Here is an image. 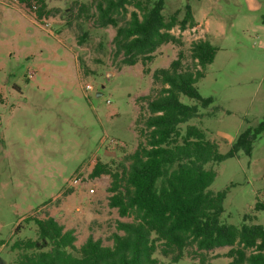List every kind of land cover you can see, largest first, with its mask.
<instances>
[{
	"label": "rangeland",
	"instance_id": "rangeland-1",
	"mask_svg": "<svg viewBox=\"0 0 264 264\" xmlns=\"http://www.w3.org/2000/svg\"><path fill=\"white\" fill-rule=\"evenodd\" d=\"M44 1L50 15L38 20L35 8L0 0V264H14L15 240L36 237L26 218H54L74 230L77 246L89 236L110 245L117 222L131 221L109 206L110 176L90 177L91 170L97 161L112 170L128 166L144 140L147 102L159 88L152 73L179 53L181 69L192 70L193 42L206 40L217 51L195 84L212 102L186 124L204 130L226 153L244 130L264 120V0H163L166 18L175 13L180 20L189 8L196 25L173 28L179 44H164L150 61L133 66L114 56L117 27L74 17L75 3L91 0ZM132 10L117 16L118 26ZM78 26L86 34L80 44ZM180 101L198 105L186 96ZM206 167L216 172L208 189L224 192L221 222L264 226V209L255 210L264 203V133L250 156L240 150ZM228 250L201 252L205 263L186 252L173 264H228Z\"/></svg>",
	"mask_w": 264,
	"mask_h": 264
},
{
	"label": "trees",
	"instance_id": "trees-1",
	"mask_svg": "<svg viewBox=\"0 0 264 264\" xmlns=\"http://www.w3.org/2000/svg\"><path fill=\"white\" fill-rule=\"evenodd\" d=\"M17 2L35 8L38 20L50 15L44 0ZM75 5L76 19L88 21L92 16L100 27H117L114 56H121L126 66L150 61L164 44H179L171 33L173 28L183 31L196 25L189 8L180 20L175 13L166 18L163 0H91ZM127 7L134 10L128 21L118 26L117 16L125 14ZM261 22L264 24V17ZM85 36L84 32L77 36L78 44ZM216 51L208 41L198 40L190 47L192 70L181 69L180 53L167 68L156 69L152 80L159 88L147 102L150 115L144 122V140L128 156V166L112 170L97 161L91 170L90 177L110 176L109 206L120 217L131 218L117 222L111 244L89 236L77 246L74 230L64 229L54 218H26L34 224L36 237L14 241V264H173L186 252L192 257L198 255L200 263H205L201 252L219 247H229L228 264H264V226L244 222L236 227L221 222L224 192L208 189L216 172L206 167L234 157L240 150L250 156L254 141L264 133V120L244 130L226 153L219 152L204 130L186 124L199 116L198 107L206 108L212 102L199 95L195 84L213 62ZM180 96L198 105L184 104ZM260 209L264 203H256L255 210ZM20 229L18 225L15 233ZM156 253L167 262L159 260Z\"/></svg>",
	"mask_w": 264,
	"mask_h": 264
},
{
	"label": "built area",
	"instance_id": "built-area-1",
	"mask_svg": "<svg viewBox=\"0 0 264 264\" xmlns=\"http://www.w3.org/2000/svg\"><path fill=\"white\" fill-rule=\"evenodd\" d=\"M87 88H89V86H87ZM77 182H78V180L75 179V180H74V183H77ZM90 192H93V190L91 189Z\"/></svg>",
	"mask_w": 264,
	"mask_h": 264
}]
</instances>
